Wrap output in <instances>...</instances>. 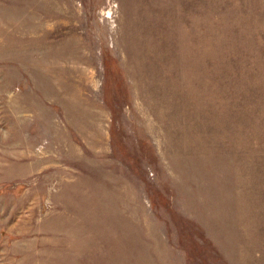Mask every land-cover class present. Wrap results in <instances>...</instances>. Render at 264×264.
Masks as SVG:
<instances>
[{"label": "rangeland", "instance_id": "obj_1", "mask_svg": "<svg viewBox=\"0 0 264 264\" xmlns=\"http://www.w3.org/2000/svg\"><path fill=\"white\" fill-rule=\"evenodd\" d=\"M0 264H264V0H0Z\"/></svg>", "mask_w": 264, "mask_h": 264}]
</instances>
